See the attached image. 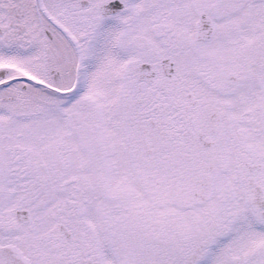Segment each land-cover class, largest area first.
Instances as JSON below:
<instances>
[{
	"label": "snow or ice",
	"instance_id": "obj_1",
	"mask_svg": "<svg viewBox=\"0 0 264 264\" xmlns=\"http://www.w3.org/2000/svg\"><path fill=\"white\" fill-rule=\"evenodd\" d=\"M0 264H264V0H0Z\"/></svg>",
	"mask_w": 264,
	"mask_h": 264
}]
</instances>
